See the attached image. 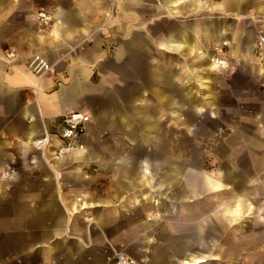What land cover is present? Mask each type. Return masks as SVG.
<instances>
[{
  "label": "crops",
  "instance_id": "crops-1",
  "mask_svg": "<svg viewBox=\"0 0 264 264\" xmlns=\"http://www.w3.org/2000/svg\"><path fill=\"white\" fill-rule=\"evenodd\" d=\"M263 29L259 0H0V264H111L112 249L136 264L233 262L221 222L247 203L206 212L223 185L176 144L188 115L214 109L216 49L227 42L232 69L264 58ZM36 54L53 74L27 70ZM72 111L91 116L84 150L41 152Z\"/></svg>",
  "mask_w": 264,
  "mask_h": 264
},
{
  "label": "rangeland",
  "instance_id": "rangeland-1",
  "mask_svg": "<svg viewBox=\"0 0 264 264\" xmlns=\"http://www.w3.org/2000/svg\"><path fill=\"white\" fill-rule=\"evenodd\" d=\"M222 49L223 55L230 58L228 46ZM247 60L249 63L234 65L233 73L217 72L221 80L216 82L214 109H205L194 119L188 115L192 130L187 138L186 130L175 133L188 140L178 142L177 149L187 154L191 164L217 176L223 185L214 198L205 197L206 212L214 204L233 205L238 198L247 203L240 221L221 222L220 243L236 252L233 262L224 264H264V136L256 125L262 117L264 127V58ZM116 251L128 256L122 250Z\"/></svg>",
  "mask_w": 264,
  "mask_h": 264
},
{
  "label": "built area",
  "instance_id": "built-area-1",
  "mask_svg": "<svg viewBox=\"0 0 264 264\" xmlns=\"http://www.w3.org/2000/svg\"><path fill=\"white\" fill-rule=\"evenodd\" d=\"M180 3H196L201 6L208 5L210 3L220 2L222 0H178ZM259 2L264 6V0H259ZM52 16L44 12H40L36 20L42 26H50L52 22ZM259 45H264V29L260 32L257 40ZM227 42H223L221 47L216 49L214 58L212 61L217 62L219 65V71L234 72L230 66L224 67L227 65L225 57L223 54L224 47H227ZM8 59L13 58V53H8L6 55ZM26 68L33 75L41 77L43 75H49L54 73L53 66L48 64L47 61L41 55H33L29 58L26 64ZM90 114L86 111H72L70 113L64 114L61 116V130L59 131L58 136L54 139L56 143L51 142V138L45 135L42 139L38 141L37 148L43 152L45 150H51L55 159H61L67 156H72L76 152L84 150V146L79 144V139L85 131L87 123L90 121ZM59 141V143H57ZM113 255L111 257L112 264H136V262L126 256L125 254L112 249Z\"/></svg>",
  "mask_w": 264,
  "mask_h": 264
},
{
  "label": "bare ground",
  "instance_id": "bare-ground-1",
  "mask_svg": "<svg viewBox=\"0 0 264 264\" xmlns=\"http://www.w3.org/2000/svg\"><path fill=\"white\" fill-rule=\"evenodd\" d=\"M213 59H215V58H212V60ZM217 62H215V61H212V64L213 65H215L216 67H219V65L218 64H216ZM227 63V62H226ZM224 67H227L228 68V63H227V65H224Z\"/></svg>",
  "mask_w": 264,
  "mask_h": 264
}]
</instances>
